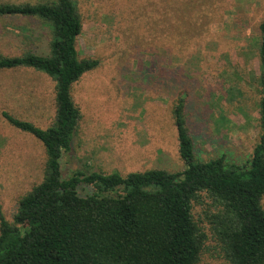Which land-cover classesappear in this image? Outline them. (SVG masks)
Returning a JSON list of instances; mask_svg holds the SVG:
<instances>
[{
	"label": "rangeland",
	"instance_id": "rangeland-1",
	"mask_svg": "<svg viewBox=\"0 0 264 264\" xmlns=\"http://www.w3.org/2000/svg\"><path fill=\"white\" fill-rule=\"evenodd\" d=\"M26 1L38 0L0 3ZM75 1L82 20L78 55L99 64L71 88L81 117L71 149L60 159L63 177L77 169L122 175L182 170L173 120L180 95L200 159L224 155L240 163L250 158L259 139L258 26L264 0H196L202 20L192 24L198 28L189 41L161 16L185 0H168L170 6L166 0ZM48 39L47 27L35 18L0 15L3 55L44 51ZM54 85L31 69L0 70V205L8 220L18 199L42 179L45 152L2 112L42 128L51 125ZM91 191L85 184L79 187L82 195ZM201 210L195 204L194 216ZM199 264L227 263L209 251Z\"/></svg>",
	"mask_w": 264,
	"mask_h": 264
},
{
	"label": "trees",
	"instance_id": "trees-1",
	"mask_svg": "<svg viewBox=\"0 0 264 264\" xmlns=\"http://www.w3.org/2000/svg\"><path fill=\"white\" fill-rule=\"evenodd\" d=\"M195 8L196 0L174 2L169 13L162 12V22H173L169 27L189 41L198 28L192 24L202 20ZM0 15L35 18L49 31L44 51L0 52V70L27 68L55 83L51 125L42 128L2 112L13 127L42 143L45 161L42 179L18 199L11 220L0 205V264H199L209 251L227 264H264V12L258 26L259 139L249 159H200L180 95L173 120L182 170L122 175L77 169L67 177L60 159L70 151L81 117L71 88L99 64L78 55L82 20L77 3L3 2ZM83 184L92 191L80 194ZM195 204L202 208L198 217Z\"/></svg>",
	"mask_w": 264,
	"mask_h": 264
}]
</instances>
